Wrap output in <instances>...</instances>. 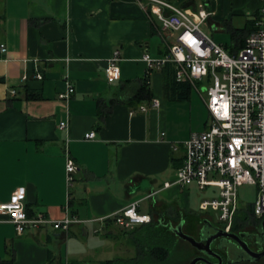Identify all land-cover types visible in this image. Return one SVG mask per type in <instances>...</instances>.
<instances>
[{
    "label": "crops",
    "instance_id": "0c3cea01",
    "mask_svg": "<svg viewBox=\"0 0 264 264\" xmlns=\"http://www.w3.org/2000/svg\"><path fill=\"white\" fill-rule=\"evenodd\" d=\"M167 1L193 12L203 0ZM258 7L259 0H213L205 24L229 32L250 29ZM174 35L159 29L137 0H0V45L6 48L0 49V203L24 187L29 216L76 220L67 232L41 225L19 234L13 223L1 220L0 257L13 252V264H45L48 257L97 264L103 260L90 253L98 237L114 239L113 226L124 230L113 216L135 201L141 213L148 200L149 212L141 214H157L166 224L176 219L184 226L188 214L203 225L213 223L203 212L209 210L174 208L176 201L163 197L200 192L195 185L162 186L182 163L184 141L209 121L197 90L175 80L173 62L148 71L142 59L145 53L165 56ZM242 43L243 37L233 38L232 48ZM116 49L120 77L109 81L104 68ZM66 81L74 87L67 101L58 97ZM143 84L149 97L133 99ZM62 121L67 129L58 127ZM89 131L94 138L84 137ZM66 155L77 166L71 185Z\"/></svg>",
    "mask_w": 264,
    "mask_h": 264
},
{
    "label": "built area",
    "instance_id": "2783aa9c",
    "mask_svg": "<svg viewBox=\"0 0 264 264\" xmlns=\"http://www.w3.org/2000/svg\"><path fill=\"white\" fill-rule=\"evenodd\" d=\"M137 1L159 29L175 33L168 44V53L162 58L143 54L147 70L173 62L175 80L187 82L198 91L209 115L208 127L192 132L184 141L182 163L173 180L164 182L162 187L195 185L200 192L216 188L214 196L200 200L199 208L214 212L217 220L224 223L223 230L229 231L238 209L239 188L253 185V216L261 223L264 218V0H259L252 29L243 37L242 45L230 51L214 42L202 28L211 16L207 6L213 0L199 2L193 12L167 0H146L148 6L143 0ZM0 49L5 51L6 48L1 44ZM119 59L120 52L116 49L106 61L107 80L120 77ZM36 76L41 78L40 74ZM199 83L203 84V92ZM73 91V84L66 81L65 90L58 97L67 101ZM152 103L159 105L157 99ZM58 127L67 129V121L60 122ZM84 137L94 138L95 132L89 131ZM76 170V164L66 155L68 185L72 184ZM24 198V187H18L8 201L0 203V215L6 218L0 221L13 223L18 234L26 227L41 225L67 232L76 221L72 217L53 220L42 214L29 216ZM137 207V201L127 204L114 214V223L129 230L149 222L150 215L139 213Z\"/></svg>",
    "mask_w": 264,
    "mask_h": 264
},
{
    "label": "rangeland",
    "instance_id": "374dc122",
    "mask_svg": "<svg viewBox=\"0 0 264 264\" xmlns=\"http://www.w3.org/2000/svg\"><path fill=\"white\" fill-rule=\"evenodd\" d=\"M203 30L211 37L213 38L214 42L218 44H222L226 47L227 51H230L233 44V38L232 34L229 31L226 30H212L207 24H203L202 26ZM202 83H199L200 90L203 92ZM197 95L198 92L194 91ZM200 98V96H199ZM201 99V98H200ZM202 101V100H201ZM206 118V121H208V118L206 115H204L203 119ZM161 189H158L156 193H158V196H163V193L160 191ZM203 192H206L207 197H212L216 193V188H208L207 190H204ZM197 192L196 190H192V193L189 195L182 194L180 192L175 193L173 196H163L168 201L175 200V204H170V206H174V208L183 209L185 206H190L193 210V212L198 213V206L201 199L205 197L204 193ZM209 192V193H207ZM211 192V193H210ZM255 193V187L253 185H244L239 188V202H238V209L234 216V220H242L245 217V208L247 206V203L252 202L254 198ZM174 198V199H173ZM163 207L162 205L159 206L157 209H160ZM162 210V209H161ZM141 213H148V200H145L141 203ZM204 214H208L211 217V220L213 221V224L216 225H224L222 221L217 220L215 218L214 213L209 211H203ZM180 220H171L170 226L175 227ZM202 220L198 216L190 215L186 216V222L183 226V232L193 236L194 238H199V232L202 227ZM114 230V233L116 234L114 239L110 238H103L99 236L101 242H97V250L95 252L90 253L92 257H96L97 259L105 260V259H112L116 257L120 258H128L135 256V249L133 247L134 243L132 241V238L135 236L130 235L127 233V230H119L116 226L112 227ZM257 228H259V225H252V224H246L243 230L248 231L249 233L257 232ZM124 231V232H123ZM164 236V235H163ZM167 237H162L160 239H156L157 242H159L162 245H167L168 241L166 239ZM151 242L150 238H147V243ZM175 245H170L169 247V253L168 257L165 261L157 262L154 260H145L144 262H140V264H189L192 258L199 255V252L193 248L191 245H189L187 242L175 239L174 240ZM69 247V245H68ZM67 248V242H63L62 244V252L63 257H65V252ZM92 264V263H91ZM242 264H264V256L260 258L256 262H250V263H242Z\"/></svg>",
    "mask_w": 264,
    "mask_h": 264
},
{
    "label": "trees",
    "instance_id": "16d2710c",
    "mask_svg": "<svg viewBox=\"0 0 264 264\" xmlns=\"http://www.w3.org/2000/svg\"><path fill=\"white\" fill-rule=\"evenodd\" d=\"M232 38L241 39L244 37L251 29L247 28H230ZM149 97L148 84H143L139 87L135 93L133 99H144ZM245 217L242 220H234L231 225V230L238 231L242 230L246 224L259 225L260 222L256 220L253 216L252 203H249L245 208ZM157 215V214H156ZM156 215H152L151 220L147 223H142L143 225L134 231L127 230L126 232L132 236V241L134 243L133 247L135 249V256L128 258H112L106 259L98 262L97 264H140L145 260H154L157 262L165 261L168 257L170 245H175L174 239L170 233V224H166L157 220ZM164 223V224H163ZM166 225V226H163ZM167 230V232H166ZM124 232V231H123ZM164 235V236H163ZM150 238L149 243H147V238ZM162 237H167L168 244L162 245L156 241ZM14 262V253L9 252L6 257H0V264H13ZM45 264H82L79 261L64 262L62 260H55L51 257H48Z\"/></svg>",
    "mask_w": 264,
    "mask_h": 264
},
{
    "label": "flooded vegetation",
    "instance_id": "af4514ba",
    "mask_svg": "<svg viewBox=\"0 0 264 264\" xmlns=\"http://www.w3.org/2000/svg\"><path fill=\"white\" fill-rule=\"evenodd\" d=\"M210 224L215 227L222 228V225H216L213 223ZM203 229H205L204 230L205 233L201 232V230ZM182 230H183V225H182ZM213 232L214 231L207 228V225L206 226L202 225L198 239H200L201 237H203L204 239ZM228 232H232L240 236V239L246 243V245L251 251L261 252L264 249V236L261 234L259 228H257V232L254 233H249L248 231L243 229L238 231H233L230 229ZM211 248L214 252L218 253L221 256L222 258L221 264H242V263L256 262L259 260V259L255 260L253 258H250L249 255L246 253V250L239 244V240L231 239L228 237H218L216 240L212 242ZM198 252L199 255L197 256H202L212 262H218V260L215 257L208 256L202 251H198ZM197 264H204V262L200 261Z\"/></svg>",
    "mask_w": 264,
    "mask_h": 264
},
{
    "label": "water",
    "instance_id": "95a60500",
    "mask_svg": "<svg viewBox=\"0 0 264 264\" xmlns=\"http://www.w3.org/2000/svg\"><path fill=\"white\" fill-rule=\"evenodd\" d=\"M182 225H183V221L178 223L175 227L169 226V228L176 236H178L182 240L187 241L196 250L202 251L206 255L215 257L218 260V262H212L202 256H196L191 259L189 264H197L200 261L204 262V264H221L222 263L221 256L218 253L214 252L211 248L212 242L216 240L218 237H228L231 239L239 240V244L246 250V253L249 255L250 258H253L256 260L264 256V249L261 252L251 251L246 245V243L240 239V236L232 232L225 231L223 230V228L215 227L211 225L210 223L205 224V226L207 225V228L211 229L214 232L209 234L206 238L203 239V237H201L198 240L194 238L193 236L183 232ZM204 230L205 229L201 230V232L205 233ZM259 230L261 231V234L264 236V218L262 219L260 223Z\"/></svg>",
    "mask_w": 264,
    "mask_h": 264
},
{
    "label": "snow or ice",
    "instance_id": "6c2138e0",
    "mask_svg": "<svg viewBox=\"0 0 264 264\" xmlns=\"http://www.w3.org/2000/svg\"><path fill=\"white\" fill-rule=\"evenodd\" d=\"M15 199V198H14Z\"/></svg>",
    "mask_w": 264,
    "mask_h": 264
}]
</instances>
